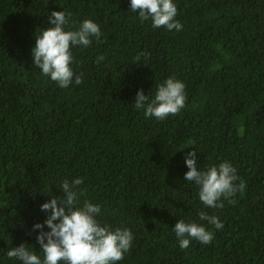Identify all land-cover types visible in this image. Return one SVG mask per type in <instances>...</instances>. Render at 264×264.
Segmentation results:
<instances>
[{
  "label": "trees",
  "instance_id": "1",
  "mask_svg": "<svg viewBox=\"0 0 264 264\" xmlns=\"http://www.w3.org/2000/svg\"><path fill=\"white\" fill-rule=\"evenodd\" d=\"M173 2L180 31L142 23L130 0H0V264H22L7 255L21 244L43 258L33 231L50 215L41 206L77 178L79 206L98 204L102 226L133 233L117 264H264V0ZM53 11L71 14L66 31L91 19L102 32L100 43L72 49L83 83L66 89L32 55ZM170 77L186 85L185 107L145 118L138 91L151 100ZM193 150L201 171L236 168L246 188L232 203L199 200L184 179ZM201 211L224 227L199 220ZM179 220L214 239L181 250Z\"/></svg>",
  "mask_w": 264,
  "mask_h": 264
},
{
  "label": "clouds",
  "instance_id": "2",
  "mask_svg": "<svg viewBox=\"0 0 264 264\" xmlns=\"http://www.w3.org/2000/svg\"><path fill=\"white\" fill-rule=\"evenodd\" d=\"M130 9L133 13H139L142 23L151 19L153 28L182 30V24L175 19L178 10L173 0H130ZM70 18L71 14L64 11L51 12L49 22L53 27L36 35L32 49L35 67L65 89L72 85L73 80L77 86L83 83V74L75 75L71 67L74 61L72 49L76 46L90 47L93 37L100 43L102 36L100 26L91 19H85L77 30L66 31ZM140 56L147 58L148 53H141ZM140 56H137V60ZM103 60L104 56L97 57V63ZM185 89L183 82L170 77L157 86L151 100L142 89L139 90L134 107L143 110L145 118L165 120L170 115H178L185 107ZM197 159L195 150L185 157L189 171L184 179L199 187V200L206 207L223 208L224 199L232 203L231 198L245 190L246 183L238 177L236 168L230 162L225 161L218 167L214 165L201 171ZM82 184L81 178L72 182L64 180L61 186L64 196L53 197L41 206L42 211L50 213L44 224L37 223L33 228V231H40L36 240L44 254L42 259L27 244L9 250L8 257L18 259L22 264H117L122 261L125 253L131 250L133 233L127 228L113 231L107 225L102 226L97 219L101 214L100 205L85 200L83 206H79L80 197L84 195L79 190ZM199 220L208 221L218 230L224 227L218 217L209 216L204 211L199 213ZM45 224L50 231L43 230ZM173 231L179 239L181 250H186L192 240L208 245L214 239L211 231L196 222L179 220Z\"/></svg>",
  "mask_w": 264,
  "mask_h": 264
}]
</instances>
